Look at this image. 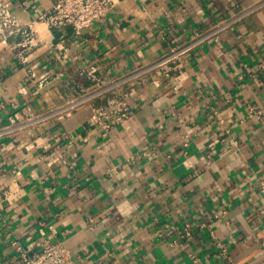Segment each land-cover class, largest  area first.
Returning a JSON list of instances; mask_svg holds the SVG:
<instances>
[{
    "label": "crops",
    "instance_id": "obj_1",
    "mask_svg": "<svg viewBox=\"0 0 264 264\" xmlns=\"http://www.w3.org/2000/svg\"><path fill=\"white\" fill-rule=\"evenodd\" d=\"M0 1L26 24L55 0ZM33 31L0 38V264L45 240L73 264H264V0H114L79 36Z\"/></svg>",
    "mask_w": 264,
    "mask_h": 264
},
{
    "label": "built area",
    "instance_id": "obj_2",
    "mask_svg": "<svg viewBox=\"0 0 264 264\" xmlns=\"http://www.w3.org/2000/svg\"><path fill=\"white\" fill-rule=\"evenodd\" d=\"M113 5L114 0H55L47 14L38 16L35 21L22 24L19 19L12 15L7 6L0 1V38L5 40L20 36L23 39L22 48H29L35 39L33 25L36 22H43L50 29L70 26L72 34L79 36L82 30L89 28L94 22L102 20ZM234 17V20H237L238 14ZM231 21L233 20L221 21L215 27L214 32L225 28ZM210 35L207 34V37ZM194 44L192 42L191 45H187L184 49H189ZM89 76L90 80L96 83L97 78L92 74ZM44 83H46V79H42L38 83V87H41ZM126 115L127 108L122 103L111 101L95 112L93 120L98 123L104 122L102 123V129L107 131L111 127L112 122L120 121L126 118ZM257 192L264 198V180L258 182ZM185 235L189 236L188 229L185 230ZM9 244L13 247L15 256L21 264H73L68 259L65 249L58 242L53 243L45 240L40 245L39 251L34 253L18 245L15 241H11Z\"/></svg>",
    "mask_w": 264,
    "mask_h": 264
}]
</instances>
